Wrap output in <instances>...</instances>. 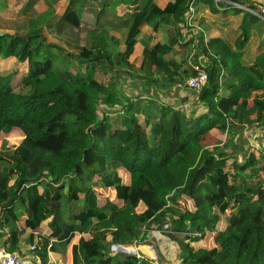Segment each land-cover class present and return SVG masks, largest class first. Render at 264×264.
Returning <instances> with one entry per match:
<instances>
[{"label":"trees","instance_id":"trees-1","mask_svg":"<svg viewBox=\"0 0 264 264\" xmlns=\"http://www.w3.org/2000/svg\"><path fill=\"white\" fill-rule=\"evenodd\" d=\"M57 1L45 0L44 25L30 15L22 34L0 28V59L27 67L19 91L0 72V132L22 135L0 149V248L24 254L26 247L40 264H55L49 253L65 250L79 234L72 264H159L112 250L145 242L172 264H264V144L247 148L242 134H264V34L251 39L254 48L242 61L250 39L246 17L259 18L221 10L214 0H145L119 28L123 47L113 51L120 39L106 14L137 0H68L61 15ZM198 4L236 16L225 21V36H205ZM86 6L95 21L81 44ZM146 24L155 34L166 26L173 31L141 45L137 35ZM191 63L207 73L198 93L185 85ZM214 132L227 141L205 147L201 140ZM98 188H113L121 204H100ZM182 195L194 211L180 209ZM164 224L171 232L148 236ZM212 231L213 245L202 247Z\"/></svg>","mask_w":264,"mask_h":264},{"label":"rangeland","instance_id":"rangeland-1","mask_svg":"<svg viewBox=\"0 0 264 264\" xmlns=\"http://www.w3.org/2000/svg\"><path fill=\"white\" fill-rule=\"evenodd\" d=\"M164 1L165 0H162V3H164ZM39 6L40 5H38V7ZM28 11L26 13H21V12H19V10L14 9V7L12 8V5L6 6L5 4H2V8H0V28L1 29H5V30H8V29L12 30L13 29V30L17 31L18 33H21V34L24 33L26 28H27V21H28L29 16H30ZM106 15L112 21V15H110V13H108ZM83 17H84L83 18L84 19L83 20L84 23L80 27V34H79V36H80L79 39H80V43L81 44H85L87 42V38H86V34H85L86 25L87 24L92 25V24H94V21H95L94 17H92L90 15L84 14ZM223 17L224 16L222 15V13H220V15L207 14L208 20L205 21V23H203V25L200 27V29H202V31H206V29L208 27L211 28V27H213L212 26L213 24L218 23V24H220L219 27H218L219 31L216 34L224 36V34H223V28L224 27H222V25H221V22L223 21ZM250 24H251V22H250ZM115 25L124 26V21L119 23V24H115ZM111 27H112V23H111ZM258 27H262L263 28V32H264V23L261 20H258V22H256V24L253 25V28H249V32L248 33H249L250 39H249V41L246 43V45L242 49V51H244V53H245V54H243V57H242V61L243 62H246L248 60L249 54H250L251 50L254 48V45H253L251 39L254 36L258 37L260 35L261 28H258ZM50 32H52V31H49V34H50ZM110 32L112 33V29L110 30ZM170 33H172V32L169 31V29L166 30L165 32L162 31V33L156 39H163V38H165V36L169 35ZM116 35L119 37V33H117ZM50 36H51V38H52V40L54 42L60 43L65 48L67 47V45L60 38H57L54 35L53 32H52V35L50 34ZM121 36H122V34L120 35V37ZM205 36L207 37L208 35L205 34ZM109 51L111 52V54H112L113 51H116L114 49L112 51V44L109 45ZM111 54L108 55V62L113 64L112 63V55ZM180 57H183V55L182 54H177L176 55L177 59H179ZM56 63L59 64V61L56 60ZM26 68H27L26 64H18L17 61L14 58L0 59V72L3 75H8V74L11 75V84H12V87L14 88L15 91H19L20 88H21L20 80L23 77V75L25 74ZM99 76H100V80L101 81H104V82L107 81V77H108L107 74L106 75L105 74H99ZM123 76H125V75H123ZM123 83H125V82H123ZM135 83H137V81H135ZM183 92L185 93V91H182L180 93H183ZM101 107L102 106H100V111H101ZM242 134L244 136V139H246L245 140V142H246L245 146L247 148L250 147V146L251 147L254 146L255 148H259L261 145L264 144V134H260V133H257L255 131L249 130V129H245V131ZM204 138L205 139L201 140V141H202V143L204 144L205 147H208V146L211 147V146H214V145H219L220 146L221 144H219V143H221V142L224 143L228 139L227 136L220 135V134H218L216 132H214V134H208ZM21 139H22V135L19 133V131L12 130L9 133H1L0 132V149L2 147V142L4 140L7 142L6 146L12 147L14 145H17L21 141ZM234 139L235 140H239V137H235ZM119 171L121 172L123 181H127L128 180L127 174L124 172L122 167L119 168ZM96 191H97V195H98V202L100 204H104L108 200L115 201V202H118V204H121L120 200L116 199V196L114 194L115 191H114L113 188H98V189H96ZM182 197H185V196L182 195ZM188 202H189V204H187V202L182 199V201H181V203L179 205L180 209H182V210H184V209L193 210L194 205L192 203V200H189ZM77 209H78V204L75 203V202H72L71 206H70V210L74 213V212L77 211ZM21 234H22V230H21ZM133 245L137 246V249L139 251L143 248L142 246L140 248L139 247L140 245H137L135 243L130 245V247H133ZM201 245H202V247L208 248V247L213 245V240L211 239L210 241H208L207 238H205V240L204 239L201 240ZM161 247H162L163 251L165 252V248L163 247V243H161ZM27 253L28 252H26V254ZM139 253L143 255L142 252H139ZM150 253H152V251ZM157 259H160V258L158 257Z\"/></svg>","mask_w":264,"mask_h":264},{"label":"crops","instance_id":"crops-1","mask_svg":"<svg viewBox=\"0 0 264 264\" xmlns=\"http://www.w3.org/2000/svg\"><path fill=\"white\" fill-rule=\"evenodd\" d=\"M8 1L9 0H2L1 2L5 3L6 5H9ZM11 1H12V8L14 7V9L20 10L21 7L26 3L27 0H11ZM90 1L93 3L94 0H90ZM144 1L145 0H137L136 2H134L132 4H127V5L126 4H119L116 7V13L112 15V35H114L116 37V39H118V40L120 39L121 33L119 31V28L122 26L121 25H115V24H119L123 21H126V19L128 17L132 16L135 12H137L140 9V7L143 5ZM156 1L158 2V4H163L162 0H156ZM67 2H68V0H58L57 2L54 3V9H55V12L57 15H61L64 12L65 7L67 5ZM38 5H40V6L38 7ZM196 7L200 10L201 15L204 17L205 21L208 20L207 14L213 15V13H211L208 10V7L204 4H198ZM87 10H88V6H86V9L84 7V10H83L82 15H81L82 21L84 20L83 19L84 14H87V15H90L93 17V15L91 13H89ZM28 13L30 15H32L35 18V20L38 21L37 23L40 25H44L46 23V21L50 18V12L47 9V4H46L45 0H37L36 3L29 9ZM220 13H222V12H220ZM220 13H217L214 15H220ZM222 15L224 16L223 21L221 22L222 27H224V23L226 20L231 21V22H234L236 20V16H234V15H231V14L225 15L223 13H222ZM246 19L247 20H246L245 24H246L248 32H249V28H253V25L256 24V22H258V20L256 22L255 21L252 22L251 17H246ZM259 20H261L264 23V20H262L260 18H259ZM205 21H204V23H205ZM250 22H251V24H250ZM219 25L220 24L215 23L212 25L213 27H211V28L208 27L206 29V31H203V32L205 34H208V35L210 33V36H221V35L216 34L219 31L218 30ZM258 28H261V31H260V35L257 38H260L264 34V32H263L262 27H258ZM168 29L171 32L173 31L172 27L166 26L157 35L152 30V27L150 25L146 24L140 28V32L137 35V39L141 45H146L147 42H152V41L158 40L156 38H158V36L162 33V31L165 32ZM116 32L119 33V37L116 35L117 34ZM224 33H225V27L223 28V34ZM122 47H123V40L120 39V42H118L116 40L114 50L117 51L119 49H122ZM112 63H113V60H112ZM182 199L185 200L187 202V204H189L188 201L191 200L190 198H188L186 196L185 197L181 196V201H182ZM188 210H190V209H188ZM194 210H195V207L193 208V210H190V211H194ZM20 219L21 220L18 221V228L20 230V235L22 236L23 234H21V230H22V233H24V231H25L24 230L25 216H22ZM214 234H215V231L208 233V237H206L207 240L210 241L213 238ZM148 236H152V235H149V233H148ZM79 238H80V235L76 234L65 250H63V251L59 250L58 253H54V252L49 253V259L51 261H53L55 264H72V245L76 244L78 242ZM137 245H140L139 247L141 248V246H142L143 248L140 251L137 249V246L133 245V248L132 247L131 248L136 252H138V251L142 252L143 255H145L151 259H154L159 264H172L175 262V261H173L172 258L168 259L167 261H165L164 258L162 259L158 255V252L156 251V249L154 248V245L151 242L138 243ZM147 248L149 249L150 252L152 251V253H150ZM22 251H23V253L28 252L26 247H22ZM158 257L160 259H157Z\"/></svg>","mask_w":264,"mask_h":264},{"label":"built area","instance_id":"built-area-1","mask_svg":"<svg viewBox=\"0 0 264 264\" xmlns=\"http://www.w3.org/2000/svg\"><path fill=\"white\" fill-rule=\"evenodd\" d=\"M220 4V9L225 8H239L245 10L247 13L254 15L264 20V0H214ZM195 6L190 8L189 13L186 16V22L188 25L191 24V16ZM194 74L191 75L185 82V85L193 89L196 93L200 91L207 80V73L198 63H191ZM162 232H171L168 224H164L161 228H152L149 230V235H154ZM182 234L198 235L195 232H180ZM33 249L30 247L29 250ZM137 256L138 252L132 251ZM0 264H40L39 258L36 255L28 252L27 254H19L17 252H9L4 248H0Z\"/></svg>","mask_w":264,"mask_h":264},{"label":"water","instance_id":"water-1","mask_svg":"<svg viewBox=\"0 0 264 264\" xmlns=\"http://www.w3.org/2000/svg\"><path fill=\"white\" fill-rule=\"evenodd\" d=\"M0 33H2V32L0 31ZM132 248L129 247V246L120 245V244H117V245H113L112 246V250L113 251H128V252L131 251L132 252V251H134Z\"/></svg>","mask_w":264,"mask_h":264},{"label":"bare ground","instance_id":"bare-ground-1","mask_svg":"<svg viewBox=\"0 0 264 264\" xmlns=\"http://www.w3.org/2000/svg\"><path fill=\"white\" fill-rule=\"evenodd\" d=\"M148 249V248H147ZM148 251H149V249H148Z\"/></svg>","mask_w":264,"mask_h":264}]
</instances>
